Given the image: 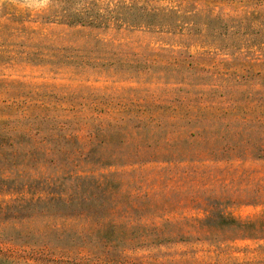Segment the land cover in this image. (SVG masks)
Here are the masks:
<instances>
[{
    "label": "rangeland",
    "instance_id": "obj_1",
    "mask_svg": "<svg viewBox=\"0 0 264 264\" xmlns=\"http://www.w3.org/2000/svg\"><path fill=\"white\" fill-rule=\"evenodd\" d=\"M133 1L160 24H68L59 0H0V120L19 131L45 106L72 135L64 173L105 178L114 203L106 229L0 219V257L264 264V0Z\"/></svg>",
    "mask_w": 264,
    "mask_h": 264
},
{
    "label": "trees",
    "instance_id": "obj_2",
    "mask_svg": "<svg viewBox=\"0 0 264 264\" xmlns=\"http://www.w3.org/2000/svg\"><path fill=\"white\" fill-rule=\"evenodd\" d=\"M59 1L63 5L55 10V16L68 24L104 27L125 24L149 28L160 24L156 20V8L133 0H116L112 6L104 8L96 6L92 0H85L79 7L73 6L76 0ZM10 106L0 108V113L11 114ZM36 108L39 111L27 118L19 131L8 126L9 120H0V193L14 195L6 202L0 201V219L20 222L30 218L93 217L99 229L113 228L114 224L108 221L114 205L109 198V183L105 178L64 173L71 169L73 152L67 145H72L69 142L72 135L44 112L45 106ZM57 159L64 161L62 173L55 170L54 174L44 175L40 166L55 164ZM30 169L38 175L30 174ZM0 264L10 263L0 257Z\"/></svg>",
    "mask_w": 264,
    "mask_h": 264
}]
</instances>
